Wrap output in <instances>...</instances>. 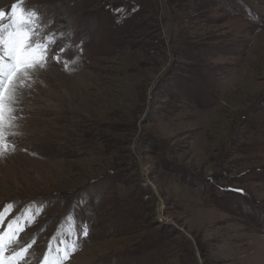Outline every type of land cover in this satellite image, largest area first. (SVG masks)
I'll list each match as a JSON object with an SVG mask.
<instances>
[{"label": "rangeland", "instance_id": "374dc122", "mask_svg": "<svg viewBox=\"0 0 264 264\" xmlns=\"http://www.w3.org/2000/svg\"><path fill=\"white\" fill-rule=\"evenodd\" d=\"M14 3L64 48L0 147L28 264H264V0Z\"/></svg>", "mask_w": 264, "mask_h": 264}, {"label": "snow or ice", "instance_id": "6c2138e0", "mask_svg": "<svg viewBox=\"0 0 264 264\" xmlns=\"http://www.w3.org/2000/svg\"><path fill=\"white\" fill-rule=\"evenodd\" d=\"M22 2V0H21ZM35 12L26 11L19 4L11 5L10 12L0 9V147H6L4 129L14 119L10 103L17 85L23 84L30 71L45 69L49 60L59 63L63 47H57L54 36L41 38L35 25ZM7 18L8 23H4ZM6 211V210H5ZM0 212V264H28L32 243H21L20 232L24 224L7 222ZM18 224L17 228L13 225ZM89 228L83 229V235ZM51 247L43 252L39 264H62L70 257L68 249L57 248V255L50 258ZM75 251V248L72 249Z\"/></svg>", "mask_w": 264, "mask_h": 264}, {"label": "crops", "instance_id": "0c3cea01", "mask_svg": "<svg viewBox=\"0 0 264 264\" xmlns=\"http://www.w3.org/2000/svg\"><path fill=\"white\" fill-rule=\"evenodd\" d=\"M86 2H87L88 4H90L89 1H86ZM83 6H84V5H81V12L84 13V11H86V13H88V12H87V9H88L89 7L85 9V8H82ZM114 7H115V8H113L112 11H114V13H116L117 10H118V8L120 7V5H118V6H114ZM88 10H89V9H88ZM98 11H100V12H98V14L103 13V11H101V10H98ZM104 13H106L107 15H109L108 12H105V11H104Z\"/></svg>", "mask_w": 264, "mask_h": 264}, {"label": "bare ground", "instance_id": "6f19581e", "mask_svg": "<svg viewBox=\"0 0 264 264\" xmlns=\"http://www.w3.org/2000/svg\"><path fill=\"white\" fill-rule=\"evenodd\" d=\"M82 114V113H81Z\"/></svg>", "mask_w": 264, "mask_h": 264}]
</instances>
